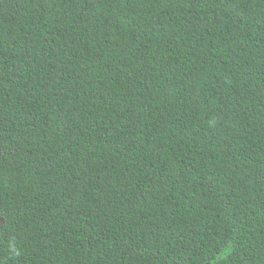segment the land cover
Returning a JSON list of instances; mask_svg holds the SVG:
<instances>
[{
    "label": "trees",
    "instance_id": "1",
    "mask_svg": "<svg viewBox=\"0 0 264 264\" xmlns=\"http://www.w3.org/2000/svg\"><path fill=\"white\" fill-rule=\"evenodd\" d=\"M0 264H264V0H0Z\"/></svg>",
    "mask_w": 264,
    "mask_h": 264
},
{
    "label": "flooded vegetation",
    "instance_id": "2",
    "mask_svg": "<svg viewBox=\"0 0 264 264\" xmlns=\"http://www.w3.org/2000/svg\"><path fill=\"white\" fill-rule=\"evenodd\" d=\"M3 225H4V220L2 217H0V229L3 227ZM0 238H1V236H0Z\"/></svg>",
    "mask_w": 264,
    "mask_h": 264
}]
</instances>
